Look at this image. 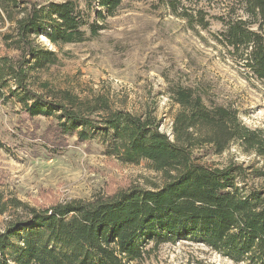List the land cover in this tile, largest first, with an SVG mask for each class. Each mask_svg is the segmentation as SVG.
Returning a JSON list of instances; mask_svg holds the SVG:
<instances>
[{"label": "trees", "instance_id": "trees-1", "mask_svg": "<svg viewBox=\"0 0 264 264\" xmlns=\"http://www.w3.org/2000/svg\"><path fill=\"white\" fill-rule=\"evenodd\" d=\"M163 1L192 29L219 23L213 40L264 82V0ZM123 2L0 0V23L11 25L4 45L18 53L0 56V106L16 104L30 120L53 119L55 144L75 138L123 164L145 162L162 177L152 189L128 186L40 207L0 194V216L16 213L0 228V264L139 263L179 240L203 244L235 264H264V189L249 187L242 165L219 168L202 161L232 143L264 155V132L244 126L236 110L209 105L193 88L171 87L180 107L171 138L151 115L114 111L103 100L85 107L68 91H34V73L58 63L57 52L38 39L45 35L55 47L85 42L105 29L101 23L116 16ZM44 147L52 155L65 150Z\"/></svg>", "mask_w": 264, "mask_h": 264}, {"label": "rangeland", "instance_id": "rangeland-1", "mask_svg": "<svg viewBox=\"0 0 264 264\" xmlns=\"http://www.w3.org/2000/svg\"><path fill=\"white\" fill-rule=\"evenodd\" d=\"M214 9L216 5L212 14L217 13ZM211 23L207 30L192 29L172 15L163 0H124L116 16L101 23L105 29L85 42L55 47L45 35L38 39L42 47L57 52L58 63L34 73V91L44 95L68 91L85 102V107L99 106L97 101L103 100L114 111L151 115L161 131L173 138L180 107L171 99L170 89L180 85L193 88L209 105L236 110L244 126L264 132V82L213 40L220 25ZM10 30L7 21L0 23V56L18 54L4 45L3 36ZM54 123L47 118L30 120L16 104L0 106V194L4 200L17 198L40 207L70 199L90 200L128 186L152 189L161 183V174L145 162L123 164L103 155L95 145L77 144L75 138L55 144L51 136ZM44 145H61L65 150L52 155ZM202 161L219 168L242 165L249 175V187L264 189V155L247 152L239 143ZM14 214L10 210L0 216L1 229ZM129 264L235 263L203 244L179 240L161 245L142 262Z\"/></svg>", "mask_w": 264, "mask_h": 264}]
</instances>
